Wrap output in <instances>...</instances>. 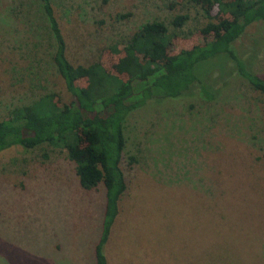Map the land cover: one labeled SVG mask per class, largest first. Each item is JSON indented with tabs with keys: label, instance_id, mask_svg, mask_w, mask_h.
Masks as SVG:
<instances>
[{
	"label": "rangeland",
	"instance_id": "rangeland-1",
	"mask_svg": "<svg viewBox=\"0 0 264 264\" xmlns=\"http://www.w3.org/2000/svg\"><path fill=\"white\" fill-rule=\"evenodd\" d=\"M49 2L67 60H98L111 73L146 21L166 25L172 54L211 39L206 24L227 17L195 0ZM39 3L0 0V119L45 93L59 105L71 97ZM177 14L187 18L174 27ZM232 49L264 79V20L248 24ZM214 57L195 67L209 78L210 98L192 85L125 117V190L102 247L106 264H264V102L231 60ZM73 167L64 148L47 143L0 150V264L93 263L104 189L81 188Z\"/></svg>",
	"mask_w": 264,
	"mask_h": 264
},
{
	"label": "trees",
	"instance_id": "trees-1",
	"mask_svg": "<svg viewBox=\"0 0 264 264\" xmlns=\"http://www.w3.org/2000/svg\"><path fill=\"white\" fill-rule=\"evenodd\" d=\"M195 1L202 8L215 4L227 15L206 24L213 31L211 39L168 54L166 25L158 20L146 21L123 43L122 55L111 73L98 60L86 65H72L67 60L51 4L39 0V10L54 42L51 59L71 97L59 105L54 93H45L29 104L10 109L8 116L0 119V150L12 145L33 148L42 143L64 148L81 188L103 186L104 205L92 264H106L102 247L125 190L119 163L125 144L123 122L131 110L149 99L177 97L192 85L210 98L209 78L195 73V67L217 54L232 61L237 73L264 102V79L248 70L232 49L233 41L248 24L264 20V0ZM205 15L209 17L207 12ZM186 18L185 14H177L170 24L179 27ZM81 78L86 80L83 87L76 84Z\"/></svg>",
	"mask_w": 264,
	"mask_h": 264
}]
</instances>
